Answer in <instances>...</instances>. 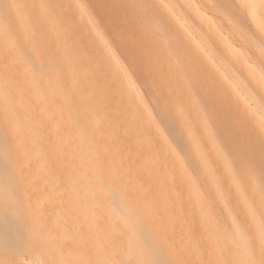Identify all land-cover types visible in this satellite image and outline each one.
Masks as SVG:
<instances>
[{"label": "bare ground", "instance_id": "obj_1", "mask_svg": "<svg viewBox=\"0 0 264 264\" xmlns=\"http://www.w3.org/2000/svg\"><path fill=\"white\" fill-rule=\"evenodd\" d=\"M239 2L0 0V264L260 259L264 15Z\"/></svg>", "mask_w": 264, "mask_h": 264}, {"label": "snow or ice", "instance_id": "obj_2", "mask_svg": "<svg viewBox=\"0 0 264 264\" xmlns=\"http://www.w3.org/2000/svg\"><path fill=\"white\" fill-rule=\"evenodd\" d=\"M238 13H244L245 15L255 13L259 11L261 15H264V0H240L238 4L233 5ZM264 29V25H261ZM0 162L3 163L4 167L0 169V180L3 181L5 187V195L2 200H0V208L4 211L14 214L12 209V204L14 201V196L16 192V167L17 161L13 155V147L10 133L5 130L2 137H0ZM234 236L230 238L235 240L239 237V244L242 247L246 255L251 254L249 248V238L245 231L242 230L241 226L238 229H234ZM259 242L261 244V256L257 261L255 259H247L239 262V264H264V215H262V223L258 232ZM226 242L229 239L228 236L225 237ZM50 264H55V262H50ZM138 264H161L158 260H144L138 262Z\"/></svg>", "mask_w": 264, "mask_h": 264}]
</instances>
